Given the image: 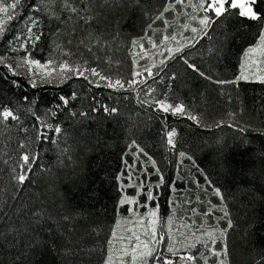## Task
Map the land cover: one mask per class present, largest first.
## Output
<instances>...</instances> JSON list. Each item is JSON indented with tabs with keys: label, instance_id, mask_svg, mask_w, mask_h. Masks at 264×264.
I'll return each mask as SVG.
<instances>
[{
	"label": "trees",
	"instance_id": "1",
	"mask_svg": "<svg viewBox=\"0 0 264 264\" xmlns=\"http://www.w3.org/2000/svg\"><path fill=\"white\" fill-rule=\"evenodd\" d=\"M168 3L68 0L78 10L72 12L65 0H22L16 18L7 23L0 56L8 52L7 42L34 20L40 39L27 49L41 63L68 61L122 83L143 65L155 67L152 77L142 72L145 83H125L121 89L81 76L33 87L23 74H12L0 64V111L6 107L19 117L0 118V264H104L116 222L130 214L131 206L118 202L135 195L141 181L145 189L137 199L148 207L137 209L149 210L158 203L165 233L168 216L173 217L171 229L178 223L203 228L196 237L175 239V255L167 252L166 235L157 246L158 255L184 264L179 257L198 255L199 249L208 264H217L203 246L207 244L226 246L227 256L221 257L226 264H264V81L215 82L240 76L244 52L258 42L264 21L240 18L233 10L207 35L199 32L180 42L179 55L175 47L159 58L158 52L137 58L133 40L151 37L158 42L172 28L164 19L179 21L181 5L156 19ZM257 10L264 14V0ZM185 60L205 75L194 72ZM161 99L183 103L187 114L164 113L154 103ZM105 106L117 112H105ZM57 126L59 133L54 131ZM173 129L171 145L167 133ZM25 153L35 161L21 185L14 177L21 172ZM160 175L164 184L156 188ZM149 186L155 201H147ZM217 188L223 200L214 194ZM222 207L229 216L218 219L224 215L218 210ZM209 209L210 214L203 215ZM229 218L232 228H227ZM224 228L221 238L218 229ZM197 239L201 242L189 249Z\"/></svg>",
	"mask_w": 264,
	"mask_h": 264
},
{
	"label": "snow or ice",
	"instance_id": "2",
	"mask_svg": "<svg viewBox=\"0 0 264 264\" xmlns=\"http://www.w3.org/2000/svg\"><path fill=\"white\" fill-rule=\"evenodd\" d=\"M260 2V0H197V2L193 3V0H169V3L160 11L159 15L156 17V19H163L164 14L169 11H177L176 5L186 6L193 9L194 12L198 13L199 15H191V19L193 21H197L200 28L199 31L203 32L205 35H207V30L209 28H212L213 25L219 20L221 17L227 18L229 15L233 13V10H237L236 14L240 18H246L252 21H264V14H262L259 10H257V5ZM22 4V0H13L12 3H6V0H0V13L4 14L5 17H7L8 21H11L16 18V10L18 9V6ZM66 6L70 8L72 12H77L78 10L75 7H72L68 4V0H65ZM11 10V11H10ZM31 24H35L36 21H30ZM164 23L170 26V21L167 19H164ZM6 23L5 20L0 18V37H2L6 30ZM183 27L187 28L188 25L185 24ZM149 28H151V25H149ZM28 31L32 32V27H28ZM158 31V30H157ZM193 33H196L198 29L196 27H193L191 29ZM35 40H39V35H34L33 37ZM164 40H176V36H167L165 35L163 37ZM241 39H243V36H241ZM149 44H151L153 47L157 46V41H154L151 39V37L148 38ZM137 41L133 40L132 44L135 47L137 45ZM143 47V45H141ZM259 50L262 55H264V25L261 26V31L258 33V43L255 46H249L244 52V56L248 57L250 54H253ZM169 52H173L172 49H169ZM176 55H179L182 52L181 47H177L174 50ZM174 58V57H170ZM0 63H3V57H0ZM49 64L52 63L51 60L48 62ZM133 63H137V61H133ZM164 61H161V64H163ZM185 63L188 64V61L185 60ZM24 64L27 65H35L36 68H45L47 65H42L40 61L28 58H25L24 61L18 65L23 66ZM9 70L12 69L11 65H8ZM60 71L57 73V79H59L61 82H63L66 79L71 78V75H78L81 77H84V70L82 67H75L73 68L68 61H64L59 64ZM152 67H155V65H152L151 67L145 66L144 71L147 72L149 77L153 76ZM188 67L191 68L194 72H198L201 76H204L205 74L199 70L197 65L194 63L188 64ZM241 67L243 68L244 65L242 64ZM31 70V69H30ZM88 72L91 73L92 76L99 77L100 80H109L108 84L106 85L109 88H112L114 85L116 87H119L121 89L124 88L125 83L128 84L129 87L136 84L135 77L140 76L141 72L134 71L133 72V79L126 81L125 83H122L121 80L117 79L114 82H111L109 77H106L104 75H101L100 72H98L95 68H89L86 69ZM52 73H48V77H51ZM87 79V77H84ZM207 78V77H206ZM41 79H47V77H41ZM240 79H248V76L244 74L242 71L240 76L236 77V80L234 81H224L219 80L215 81L218 84H229V83H236ZM261 80L264 81V77H261ZM142 83H145L146 81H141ZM32 86L35 87L36 83L35 81H31ZM74 98V94H73ZM65 104L68 103V100L65 97L60 98ZM156 104H158L159 109L162 110L164 113H170L173 116L177 115H186L187 109L186 106L183 103H177V104H170L166 103L165 100L161 99L156 101ZM105 112H111L115 113L117 112L116 108L109 109L107 106L104 107ZM0 118L3 120H17L19 119L18 116L14 114V112L8 108H4L2 111H0ZM188 119L195 120L197 119L195 116L188 115ZM219 126V124L217 125ZM55 132L59 133L61 129L57 126L54 129ZM240 131H244V129H240ZM175 129L169 131L167 133L168 136V143L172 144V137L175 136ZM135 143V141H133ZM21 147H25V145H21ZM141 151H143L141 149ZM145 155H147L145 153ZM185 153L181 152L180 156H184ZM21 161L23 162L20 165L21 172L20 174L16 175L14 178L18 181L19 184H24L26 180L28 179V172L31 171V165L35 161V157L31 156L30 154H23L20 157ZM151 159V157H149ZM155 162L153 161V164ZM129 168H134V164L130 165ZM159 170H157L158 172ZM132 177L129 175V180H131ZM164 184V177L163 175H160L159 183L155 185L156 188H160L161 185ZM123 187V186H122ZM145 184L143 181L140 182L138 185V191L135 195L128 196L125 195L119 200V205H131L136 207H128L127 212L131 215L135 216L136 219L132 222L133 228L128 229V235L124 236H117V232L115 228L111 232V238L108 239L107 245H108V255L105 258L104 264H113L114 255L119 254V264H149V261H153V264H156V262H159V264H176L171 259H167L164 257H161L157 254V246H159L164 240L165 236H168V242L165 245L167 252L171 253L173 255L176 254V248L175 243L172 239L171 234L165 233L164 226L165 222L162 217L158 215L160 211V206L157 203L153 208H150L145 213H139L137 212L138 207H148L147 204H140L137 197L144 191ZM214 194L217 196H221L220 190L217 188L214 190ZM146 197L147 201H155L157 199L156 196L153 195L152 187L149 186L146 191ZM199 199V197H197ZM221 200H223V197L221 196ZM212 208H217L216 205H212ZM218 210L222 211L224 215L218 219H225L229 216V213L227 211L226 207L219 208ZM193 212H196L195 209H192ZM211 212V209H209L208 212L203 213V215H209ZM64 219H68L65 217ZM173 222V217L168 216L167 217V225L169 228L171 227ZM122 221L118 220L116 222V227L119 228L121 226ZM159 224V227L157 226ZM135 225H139V229L135 227ZM232 220L229 218L227 219V228H232ZM227 228L224 229H218L220 232V237L223 238L225 235ZM3 233H0V236H3ZM194 235V234H193ZM207 236L209 239H211L212 244L215 245L216 240L213 238V234L211 232L207 233ZM120 241L119 247L114 244V241ZM126 241V243H124ZM201 241L199 239L196 240L195 243H191L188 245L189 249H195L197 243H200ZM207 252L211 254L212 257L217 258V264H226V260L221 258L227 256V248L226 246L222 248H208L207 244L203 245ZM198 255L196 253H191L187 256H181L179 257V260L184 262V264H195V262L198 259H203L204 264H208V256L205 252L199 251L197 249Z\"/></svg>",
	"mask_w": 264,
	"mask_h": 264
},
{
	"label": "rangeland",
	"instance_id": "3",
	"mask_svg": "<svg viewBox=\"0 0 264 264\" xmlns=\"http://www.w3.org/2000/svg\"><path fill=\"white\" fill-rule=\"evenodd\" d=\"M195 2H197V0H193V3H195ZM194 14L199 15L198 13L194 12L192 8L186 7V6H181L179 11H177V15L180 16L179 21L172 20V21H170V26L168 25L169 27L173 28V29L171 28L168 36L174 35V36H176V40H171V39L164 40L163 39L164 36L161 35L160 39L157 43V46L153 47L151 44H149L148 38H146L145 41L142 39V40L138 41V43L136 45V47H137V50L135 51L136 57L143 60L146 58H151L155 54V52H158L157 58H159L163 51L168 49L167 52H169V49H174L175 47H177V45L180 44V42L186 41L187 38H189L190 36H194V35L198 34L200 32L199 31L200 26H199L197 21H193L191 19V15H194ZM0 18L4 19L5 23L7 25V23L9 22L7 20V17H5L4 14L0 13ZM30 21H33V20H30ZM30 21L27 22L25 30L23 33H20L14 39L7 42L8 52H5L3 55L0 56V57H3V63H0V64L5 65L6 67H8V65H11L12 69L10 70V72L12 74H15V75L23 74L28 79V81L30 83H31V81L34 80L36 85L42 84V83L61 82L59 79L56 78L57 73L60 71V69L58 67L59 65H56L53 63L49 64L48 62H45V63L40 62L42 65H47V67L40 68V69L36 68L35 65L24 64L23 66H18L24 61L25 58H28L29 60L32 59L28 53L27 47L29 45H32L35 42V39L33 37H34V35H36V33H35V29H34L35 25L31 24ZM185 24L188 25L187 28L183 27V25H185ZM28 27H32L31 33L28 31ZM193 27H196L198 29V31L196 33H193L191 31V29ZM1 38L2 37H0V40H1ZM141 45H143V47H141ZM161 45H164L166 48L164 47L163 49H160ZM243 65H244V67L242 68L241 72L243 71L244 74L246 76H248V79H261V77H264V55H262L259 50H257V52H255L253 54H250L248 57L244 56ZM145 66H147V65H143L140 67L139 72H141V75L135 79L136 84L143 81L144 75L142 72L144 71ZM72 67L75 68L78 66H72ZM8 69H9V67H8ZM82 69L84 70V77H87L90 81L97 83V84H99V83H103L105 85L108 84L109 80H100L99 77L92 76L91 73L86 70V68H82ZM49 72L52 73L51 77H48ZM71 76H78V75H71ZM41 77H47V79L42 80ZM111 82H113V85H114L115 80H111ZM136 84H134V85H136ZM31 85H32V83H31ZM112 88H119V87H116L114 85ZM156 101H158V100H156ZM156 101H154L155 104H156ZM165 102L169 103L166 100H165ZM156 105L158 106V104H156ZM173 138L174 137H172V144L171 145H173ZM131 207H133V206H131ZM147 211H148V209H146V208H143L140 210L137 209L138 214L139 213H145ZM125 218L126 219L124 221H122L121 226L117 229V236H121V235L127 236L128 235L127 230L130 228H133V226H134L132 222L136 219L135 216L129 214ZM135 227L137 229H139V225H135ZM202 230H203L202 227L201 228H195L192 225L182 226L180 223H178L177 227H175L173 229H171V228L167 229L166 233L171 234L173 240H175L177 238H180V239L182 238L184 240L185 239L184 237H186V239L189 237V239H190V238L198 236L200 231H202ZM203 232H208V229L205 228V230ZM167 238H168V236H167ZM120 243L121 242L117 240V247L120 245ZM124 243H126V241H124ZM116 262H117V264H119V258L117 259Z\"/></svg>",
	"mask_w": 264,
	"mask_h": 264
}]
</instances>
